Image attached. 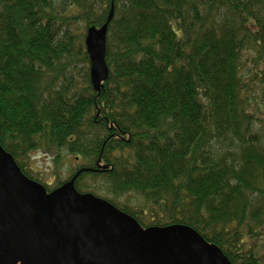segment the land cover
<instances>
[{"label":"trees","instance_id":"obj_1","mask_svg":"<svg viewBox=\"0 0 264 264\" xmlns=\"http://www.w3.org/2000/svg\"><path fill=\"white\" fill-rule=\"evenodd\" d=\"M112 9L97 92L86 32ZM0 144L42 184L33 151L73 155L48 191L76 176L145 228L264 264V0H0Z\"/></svg>","mask_w":264,"mask_h":264},{"label":"water","instance_id":"obj_2","mask_svg":"<svg viewBox=\"0 0 264 264\" xmlns=\"http://www.w3.org/2000/svg\"><path fill=\"white\" fill-rule=\"evenodd\" d=\"M109 21L85 39L97 92L109 77ZM75 180L48 191L0 144V264H232L192 227L144 228L108 200L77 191Z\"/></svg>","mask_w":264,"mask_h":264},{"label":"rangeland","instance_id":"obj_3","mask_svg":"<svg viewBox=\"0 0 264 264\" xmlns=\"http://www.w3.org/2000/svg\"><path fill=\"white\" fill-rule=\"evenodd\" d=\"M29 168L35 171V175L41 178L44 184H49L53 187L58 183V180H66L70 173L76 168V161L73 155H70L66 150H63L61 157L55 161V154L44 153L41 150L33 151L30 154ZM128 196H123L121 200H127ZM258 254L264 256V240L258 242Z\"/></svg>","mask_w":264,"mask_h":264}]
</instances>
